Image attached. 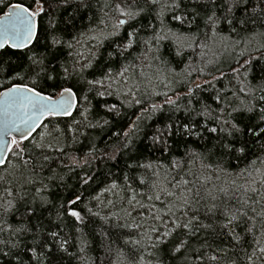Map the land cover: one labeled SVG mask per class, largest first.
I'll use <instances>...</instances> for the list:
<instances>
[{
    "label": "snow or ice",
    "instance_id": "1",
    "mask_svg": "<svg viewBox=\"0 0 264 264\" xmlns=\"http://www.w3.org/2000/svg\"><path fill=\"white\" fill-rule=\"evenodd\" d=\"M99 3L0 0V51L27 50L18 66L5 68L0 63V80L7 81V85L0 83V169L4 173L0 175V261L54 264L58 254L68 253L70 241L60 231L66 217L74 221L78 250L85 253L88 240L81 226L91 216L105 224L115 221V227L127 230L128 251L116 249L117 259L110 264H165L161 253L164 257L180 254L185 264H192L193 258L200 264H236L228 253L242 247L243 237L235 229L243 217L254 219L248 212H255L258 203L249 193L264 199V103L253 102H264V76L258 84L249 80L253 60L260 57L249 55L242 63L237 61L239 66L227 74L218 65L223 52L255 41V35L239 33L249 25H264V0H104L98 14L88 16ZM168 14L187 25L188 31L170 27ZM85 19L87 26L78 27V21ZM41 20L46 21L43 27ZM222 23L229 26L228 35L220 29ZM194 24L196 32L191 30ZM200 24L206 29L202 34ZM232 33L238 38L233 39ZM257 35L264 38V32ZM106 42L108 50L102 51ZM166 43L176 57L187 49H199L203 66L184 64L178 71L165 58ZM254 51L264 56V45ZM209 66L220 74L206 72ZM193 71L211 79L177 93L173 85L184 82ZM226 75L240 85L236 91L227 90L235 99L214 83ZM160 86L173 94L158 92ZM197 89H215L211 99L216 106L197 99ZM157 95L164 97L162 104H149L127 130L113 131L107 141L98 143L87 131L105 129L121 116L122 108ZM109 97L118 103H110ZM165 107L173 113L183 111L184 119L169 116L170 123L145 137L149 141L145 147L168 162H141L134 155L139 152L135 140L141 121ZM68 117L72 118L67 126L71 143L86 141L80 155L66 151L67 144L61 142L65 129L60 121ZM206 139L209 143L204 146L197 143ZM123 156L128 157L126 167L131 172L123 175V183L118 182L121 178L110 179V174L101 178L91 171L97 160L115 163ZM250 156L255 159L245 168L235 174L229 170L228 161L241 162ZM72 173L78 185L61 202L55 189L67 190L66 176ZM98 180L104 186L86 200L80 189L96 191L92 186ZM91 201L96 202L95 211L88 206ZM117 204L118 212L101 216L104 208L114 209ZM201 209L209 219L217 214L222 219L205 223ZM257 215L264 218V208ZM254 228L255 223L247 228L253 233L254 247L250 253L245 250V257L247 264H264V231L256 237ZM102 235L108 239L107 233ZM225 238L228 246L220 247ZM105 250L110 258L111 243Z\"/></svg>",
    "mask_w": 264,
    "mask_h": 264
},
{
    "label": "trees",
    "instance_id": "2",
    "mask_svg": "<svg viewBox=\"0 0 264 264\" xmlns=\"http://www.w3.org/2000/svg\"><path fill=\"white\" fill-rule=\"evenodd\" d=\"M17 2H23L27 4L29 0H6V3H17ZM104 0H100V3L96 5V7L93 8L92 12L88 13V16H92L93 13L98 14V9L100 4H103ZM219 13V9L217 10ZM237 16L241 15L239 12L236 13ZM3 15V12H0V16ZM151 19V17L145 19V23L148 22V20ZM155 23V21H152ZM166 23L170 27H173L177 31H188L187 25H181L178 21L171 19V14H168L166 16ZM197 23H200L197 21ZM46 24V21L41 20V26L43 27ZM88 20L85 19L83 21H78V27H84L87 26ZM220 29L223 30L224 35L229 34V26L227 24H221ZM193 32L197 31L196 24L192 26L191 29ZM203 31H206V29L203 28V25L200 24V32L202 34ZM264 32V25L255 24V25H249L248 29L246 31H240L239 35L241 37H249V36H256L255 41H253L250 45H245L243 42L236 47L234 50L229 49L227 52H223V54L220 56V64L218 67L224 72L229 73L231 67H238L237 61H240L241 63L249 58V55L252 57H260L259 61L253 60V71L249 75V80L252 81L253 84L260 83V76H264V56H261L260 52L254 51V49L257 46L264 45V38L257 35V33ZM232 38L237 39V35L235 33H232ZM108 50L107 49V42L105 44V48L102 49V51ZM243 52V55L241 53ZM27 53V50L24 51H17V50H3L0 54V63L3 64V67L8 68V66L11 64L12 66H18L21 62L25 59V54ZM163 53L165 55V58L168 59L173 67H176L179 71L181 67H183L184 64H191L193 68L196 67H202V63L200 62V54L199 49H196L195 51L191 49L185 50V53L182 57H176L173 54V48L170 44H165L163 48ZM146 71H149L146 69ZM205 71H212L215 75H219L220 73L216 71V69L212 66H209ZM204 79H211V77H205L199 75L197 72L193 71L192 75L188 77L184 82L179 84H174L173 88L177 93L180 92H186L189 88L193 87L194 84H203ZM27 82V81H26ZM0 83H3L7 85L6 80H0ZM216 84V87L219 89H224L226 94L229 95L230 99H235L234 97H231V93L227 90L231 89L232 91H236L239 88V84L235 80H231L228 75L225 76L223 80H218L214 82ZM206 87V86H205ZM3 89H0L2 91ZM158 92L168 91L169 95H172V91L169 89L163 88V86L157 87L156 89ZM215 92V89H208V90H200L197 89V99H201L203 102L211 104L213 107L216 105L212 101L211 97L213 96ZM241 100H244L245 97L243 94L238 93ZM108 101L110 103L118 101L114 97H109ZM164 101V97L157 95L152 96L151 98L145 96L143 98V101L140 105H134L132 107H125L121 109V116L119 118H115L113 121V124L106 127L105 129H88L87 131L94 137L97 138V142L100 141H107L108 137L111 136V133L113 131H124L127 130L128 126L136 120L137 116L141 114L142 110L146 108L151 103H160L162 104ZM96 100H93V105L96 104ZM239 103V101H236ZM254 103H264V102H258L253 101ZM195 103V101H194ZM199 106V105H197ZM95 112V109H94ZM74 115H76L74 113ZM172 116L173 120H176L179 118L180 120L184 119L183 111L180 112H170L165 107V110L162 112H157L151 116L150 119L142 120L141 121V131L139 133L138 138L135 140V143L137 144V147L139 148L138 153H134V155H138L141 162H152L153 164H156L158 162L167 163L168 158L165 156H161L159 152H154L150 148H146L145 145L149 143L147 139H145L146 136H150L152 133L156 131L157 128H162L165 123H170L171 121L168 120V117ZM111 118V117H110ZM72 118H64L62 121H60V127L62 129H65V137L62 139V143H66V151L68 152H75L77 155H80L82 151L86 150L84 147V144L86 141H84V137H80L81 141H84V143H71L70 136L71 134L67 132V126L71 124ZM45 123H48L46 120ZM52 125L49 124V128H51ZM40 131V129L38 130ZM112 139H116V137H112ZM194 139V138H193ZM197 143L201 146H204L209 143V141L206 140H200L197 141ZM190 147H195V144H190ZM179 151L182 153L183 151V145L180 146ZM251 159H255V156H250L249 160H244L241 162H237L235 160L228 161L227 164L229 166V170L232 171L234 174L236 172H239L241 169L245 168L249 161ZM128 160L127 156H123L121 158H118L115 163L109 161L108 163H102L100 161H95L93 163V168L91 171H95L98 176L103 178L105 175L110 174V179H118L119 183H123L122 177L125 174L131 175V172H129L128 168L126 167V162ZM13 162H15V158H13ZM87 170V169H86ZM77 172H81V169H77ZM139 171H143L140 169ZM4 174L3 169H0V175ZM16 178L19 177V173L14 174ZM259 179V177L257 178ZM66 182L69 185V188L67 190L60 188L55 189V191L59 194V199L61 202L69 198L71 195V192L74 188L77 187L78 181L76 178V174H68L66 176ZM242 183L243 181H239ZM104 185L100 183L98 180L96 184H94L92 187L96 191H92V189H89L88 191H84L82 188L80 191L83 193V196L86 200H91V197L95 195L97 192L100 191V189ZM136 187V185H133ZM259 187V185H256ZM3 186L0 185V192H2ZM139 191L140 188H137ZM107 198L116 200L115 196H111L110 194H105ZM239 195V194H238ZM250 196L253 197V199L257 200L258 203L254 205L256 211L252 212L249 211L248 215L253 217V220H249L247 217H243L239 225L236 227V232L240 233L243 237L242 240V247L237 246L235 248H232L231 251H229L228 255L232 258V260L236 261V264H247V260L245 257V250L247 252L252 251V247H254V240H253V233H248L247 228L251 226L253 223H255L254 228V234L256 237L260 236L261 231H264V218H262L260 215H257V213H260L262 208H264V199H260V196H256L254 193H249ZM261 195H264V188H261ZM102 199L105 197L102 196ZM157 206L160 207L159 202H156ZM249 203L251 204L252 201L250 200ZM89 207H92L93 210H96V202L91 201V203L88 204ZM72 207H77L76 205H73ZM83 205H79V210H82V214H86L83 211ZM101 208L103 206L101 205ZM109 211H119V204H117L116 208L114 209H108L104 208L101 211V216L107 214ZM52 216L54 218L55 216V209H53ZM11 221V217L9 218ZM201 219L204 220L205 223H219L222 217H219L217 214L216 216H213L211 219H209L207 216L204 215V210L201 209ZM74 221L70 217H66V225L60 230L61 235L65 236L69 239L70 243L68 245V253L58 254V257L54 264H110L111 261H115L117 259L116 257V249H123L124 252L128 251V246L124 244V239H126L125 233L127 230L120 229L118 227H115V221H111L109 224H105L99 217H91L86 216V222L84 225H82L83 232L87 236L88 240V248L85 253H80L77 247V240L76 237L78 236V233L76 232L75 228L73 227ZM103 233H107L108 239H103ZM111 243L112 245V255L110 258L106 257V250L105 246L106 244ZM217 244H219V239L217 240ZM228 246V240L225 238L224 244H220V247ZM215 247V245H214ZM70 253V254H69ZM165 261V264H185L183 258L180 256V254H176L175 257L169 256L164 257V254H160ZM0 264H7V259L5 261H0ZM49 264H52L50 261ZM192 264H200V262L195 261L193 258ZM230 264V262H229ZM259 264V262H257Z\"/></svg>",
    "mask_w": 264,
    "mask_h": 264
},
{
    "label": "water",
    "instance_id": "3",
    "mask_svg": "<svg viewBox=\"0 0 264 264\" xmlns=\"http://www.w3.org/2000/svg\"><path fill=\"white\" fill-rule=\"evenodd\" d=\"M1 16H2V15H1ZM1 52H2V51H0V54H1ZM38 130H39V129H37V131H38Z\"/></svg>",
    "mask_w": 264,
    "mask_h": 264
}]
</instances>
